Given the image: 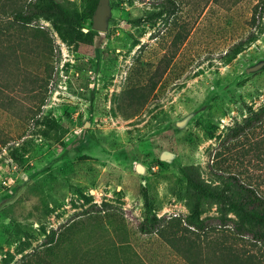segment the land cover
<instances>
[{
    "label": "rangeland",
    "instance_id": "obj_1",
    "mask_svg": "<svg viewBox=\"0 0 264 264\" xmlns=\"http://www.w3.org/2000/svg\"><path fill=\"white\" fill-rule=\"evenodd\" d=\"M86 1L57 3L82 14ZM110 7L92 43L87 19L70 33L36 19L50 41L0 72V103L16 100L0 106V264H190L182 239H229L215 206L189 226L181 168L211 183L221 141L264 107V0ZM29 75L48 84L31 93Z\"/></svg>",
    "mask_w": 264,
    "mask_h": 264
},
{
    "label": "trees",
    "instance_id": "obj_2",
    "mask_svg": "<svg viewBox=\"0 0 264 264\" xmlns=\"http://www.w3.org/2000/svg\"><path fill=\"white\" fill-rule=\"evenodd\" d=\"M86 3L85 12L78 14L70 12L57 0H0V49L4 42V50H7L3 55L0 51V72L2 69L19 72L20 53L31 56L33 50L30 48L39 43L46 45L50 41L43 28L30 27L36 19L62 24L67 33L82 28L83 20L87 19L90 21L89 31L86 34L79 32V35L92 43L99 33L92 27L99 0H88ZM171 5L174 6L173 1ZM132 22L138 25L142 19ZM41 54L45 55L43 52ZM27 78L32 79L31 88L36 84L38 90L48 84L46 77L40 78V81L32 75L26 77L25 81ZM11 87L6 89L12 91ZM29 90L33 93L35 88ZM4 96L0 106L11 107L16 103L13 95ZM44 106L43 98L34 110V117L40 114ZM256 170L260 173L252 176L251 172ZM181 174L191 213L187 219L189 226L203 231L205 225L201 216L206 207L215 206L221 216L220 222L229 234L227 241L207 243V249L197 242L182 239L183 247L180 250H183L181 254L186 261L190 264H264V107L251 113L221 141L212 164L213 180L217 183L206 181L194 166L182 167ZM149 221L151 227L140 225L143 234L157 232V217L153 215ZM48 255L55 253L49 252ZM43 263L49 264L45 259Z\"/></svg>",
    "mask_w": 264,
    "mask_h": 264
},
{
    "label": "water",
    "instance_id": "obj_3",
    "mask_svg": "<svg viewBox=\"0 0 264 264\" xmlns=\"http://www.w3.org/2000/svg\"><path fill=\"white\" fill-rule=\"evenodd\" d=\"M111 16L110 0H99L98 7L93 16V30L99 33H106L108 30V20ZM173 156L164 152L161 159L165 162L170 161ZM137 171L141 172L142 168L138 166Z\"/></svg>",
    "mask_w": 264,
    "mask_h": 264
}]
</instances>
